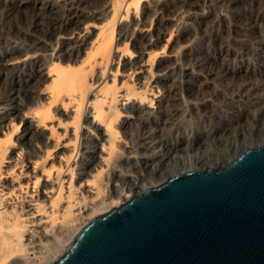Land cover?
Instances as JSON below:
<instances>
[{
    "label": "bare ground",
    "instance_id": "6f19581e",
    "mask_svg": "<svg viewBox=\"0 0 264 264\" xmlns=\"http://www.w3.org/2000/svg\"><path fill=\"white\" fill-rule=\"evenodd\" d=\"M208 2L0 0V264H52L84 225L120 201L264 147V0ZM124 18L127 24L119 26ZM116 35L125 43L116 73L105 77L103 67L87 84L96 66L118 59L111 56ZM198 42L206 47L198 50ZM120 67L130 71L121 87ZM47 79L52 82L42 89ZM59 101L62 116L72 120L62 144L61 136L53 139L54 126L48 129ZM217 101L227 107L220 124L201 136L180 130L164 140L165 130L178 131L182 107L213 114ZM220 137L229 144L224 151L197 153L192 164L179 157L206 148L212 138L224 144ZM60 145L57 172L45 163ZM25 161V175L33 177L22 202L23 184L14 179L24 176Z\"/></svg>",
    "mask_w": 264,
    "mask_h": 264
},
{
    "label": "water",
    "instance_id": "95a60500",
    "mask_svg": "<svg viewBox=\"0 0 264 264\" xmlns=\"http://www.w3.org/2000/svg\"><path fill=\"white\" fill-rule=\"evenodd\" d=\"M52 264H264V147L95 216Z\"/></svg>",
    "mask_w": 264,
    "mask_h": 264
},
{
    "label": "rangeland",
    "instance_id": "374dc122",
    "mask_svg": "<svg viewBox=\"0 0 264 264\" xmlns=\"http://www.w3.org/2000/svg\"><path fill=\"white\" fill-rule=\"evenodd\" d=\"M208 1H211V0H207V4L209 5V3L210 2H208ZM227 8H225V10H222L226 15H227V13H228V16H230L229 14H231V13H229L230 11L228 10ZM125 20H127L128 21V18H124L123 19V22H122V20H121V22H122V24H121V22L119 23V26L120 25H123V24H127V21H125ZM15 21H17V22H19L20 21V18H18V19H15ZM25 27V26H24ZM118 27H116L115 28V30L117 31V33H118V29H117ZM94 33H95V36L98 34V32L95 30L94 31ZM97 33V34H96ZM9 34V35H8ZM6 36L7 37H9V39H11V38H13L12 40H18L17 39V37L18 36H16V35H13V34H10V33H8ZM12 37H11V36ZM170 38V34H168L167 35V37H166V40L167 39H169ZM121 41V42H120ZM117 42V43H116ZM116 43V44H115ZM165 44H166V42H165ZM114 45H116V47L114 46ZM124 46H125V43H124V41L123 40H120V37H118V35H116V40H115V42H114V44H113V47H112V53H111V56H113V58L115 57L116 58V56H118V59L113 63V64H111V66H110V64L109 65H105L104 66V64H102V65H99V66H96L95 68H94V70L92 71V72H90V75H89V78H88V81H87V84H89L88 82H89V79H90V77L91 78H93L94 76H95V74H97L98 72H99V70L101 69V68H103V67H106L107 66V71H106V73L107 74H105V77L107 76V75H109L110 76V74H114V73H116V71H117V68H118V62H119V58H120V56H121V58H122V54H121V52H123L124 51ZM204 47H206V44L205 43H202V42H198L197 43V46H196V48L198 49V50H200V49H202V48H204ZM116 48V49H115ZM115 50V51H114ZM161 49H159V51H160ZM161 52V51H160ZM168 54V55H167ZM170 53H167L166 52V54H165V56H170L169 55ZM146 59L145 60H147L148 59V56H146L145 57ZM256 59V58H255ZM255 59H253L252 60V65H254V64H256L257 65V61L255 60ZM122 65V64H121ZM120 65V66H121ZM117 67V68H116ZM111 69V70H110ZM48 71V70H47ZM109 71V72H108ZM95 72V73H94ZM94 74V75H93ZM128 74H130V71H128L127 73H124V69L122 68V67H120V69H119V72H118V74H117V81H116V85H119V87H121V85H122V83H124L127 79H125V77L126 76H129ZM93 75V76H92ZM136 77H137V75H136ZM123 78V79H122ZM125 80V81H124ZM107 81H109V79H108V77H107ZM123 81V82H122ZM52 82V80L51 79H47L46 81H44V83H43V85H42V89H44L48 84H50ZM102 82V81H101ZM118 82V83H117ZM128 83V82H127ZM111 84H112V82H111ZM221 86H220V85ZM100 85V83L99 84H97V85H95V86H91V88H90V90L91 91H93L95 88H97L98 86ZM125 85H126V83H125ZM222 86H224L222 83H220L219 81H217V87L221 90V89H223V87ZM120 91H122V90H120ZM185 96V98L187 97L186 96V94L184 95ZM187 99V98H186ZM44 101H45V103L47 102L48 103V96H47V98L45 97L44 99H43ZM182 100H183V98H182ZM190 100V99H189ZM65 101V100H64ZM64 101H59V103L57 102V103H55L54 105H52V109H51V115H52V119L50 120V124H48L49 125V127H48V129H50V127L53 125L54 127L52 128L53 129V131L55 132V136H53V139L55 140V138L56 137H59V136H61L60 137V139H59V142H60V144H62V143H65L66 142V140H67V138H69V135L67 134L66 136H62V134H64V129H67V130H70V127H71V125H68V124H70V122L72 121V120H69V119H67L66 118V116H62V107H61V103H64ZM184 102V101H183ZM217 109H216V108ZM57 108H59V109H61V115H57L56 114V112H55V110L54 109H57ZM183 108V111H181L180 113H179V115H178V117H177V121H176V125H177V127L176 128H178L177 130L178 131H174V129H167V130H165L164 131V135H165V141L166 142H171V140L173 141V138L176 136L175 135V133L176 132H180V130H181V134L183 133V134H186V135H188V134H192V135H194V136H201L202 134V132L204 131V130H209V128H211L213 125H215V124H220L222 121H221V118H220V116L221 115H223L224 113H225V111H226V109H227V107H226V105H224L222 102H216V106H214V108H215V111H214V113L212 114V113H209V114H206V112H201L202 114H200V112H193L192 113V111L189 109V107H188V109L186 108V106H184V107H182ZM186 108V109H185ZM185 109V110H184ZM224 109V110H223ZM187 110V111H186ZM207 110H208V112H210V108H207ZM217 110V111H216ZM222 111V112H221ZM182 112H184L183 114H184V116H183V114H182ZM186 112V113H185ZM218 112V113H217ZM188 114V116L189 117H187L186 115ZM194 114V115H193ZM214 114H215V116H214ZM216 114H217V116H216ZM220 114V115H219ZM219 117V118H218ZM180 118V119H179ZM181 120V121H180ZM69 121V122H68ZM180 121V122H179ZM219 121V122H218ZM221 121V122H220ZM68 122V123H67ZM179 122V123H178ZM17 123H19V122H17ZM60 123H62V124H60ZM65 123H67V124H65ZM64 124H65V126H64ZM19 125H20V123H19ZM67 125V126H66ZM179 125V126H178ZM68 126H70V127H68ZM68 127V128H67ZM84 127H86V124L84 125ZM11 128L9 127V130H10ZM23 129H24V125L22 124L21 126H20V129L15 133V135H20L21 134V132L23 131ZM204 129V130H203ZM194 130V131H193ZM119 131H120V133L122 132V134L121 135H123V131L121 130V129H119ZM173 131V132H172ZM201 131V132H200ZM46 133H47V137H51V133H50V131H48V130H46L45 131ZM185 132V133H184ZM188 132H191V133H188ZM193 132V133H192ZM61 134V135H60ZM71 134H73V130H71ZM177 134V133H176ZM255 131L254 132H252V133H249V135H248V138L250 139V140H253V139H255ZM178 135V134H177ZM63 137V138H62ZM54 140L52 141L51 140V143H54ZM170 140V141H169ZM219 141V139H217V141H215L214 140V138H212V140L210 141V143H208V146H206V148H204V149H200L199 151H192V152H190V151H187V152H185V153H182L181 155H179V157L180 158H182V159H184V161L183 162H185V164H192L193 162H194V158H195V155L197 154V156L199 157V155H204V156H207L208 154H210V153H216L215 151H218L219 149L220 150H226L225 148V146L226 145H229V144H225V141H222V137H220V141L221 142H224V144H222V143H220V142H218ZM218 142V143H217ZM17 145V144H16ZM59 148H53L54 150L51 152V157H49L48 159H47V161H46V163H45V166H47V168L48 169H50V167H51V165L52 164H54L55 165V170L57 171V172H59L60 170H59V161L60 160H58V158H57V154H58V152L59 151H61V145L60 146H58ZM17 150V149H16ZM44 150H46V149H44ZM52 150V149H51ZM157 150H159V149H157ZM157 150H155L156 152H158ZM53 153V154H52ZM149 154H150V152H149ZM8 157V158H7ZM9 157H10V154L9 155H7L6 156V159H5V161H4V163H3V165H2V172H4L6 169H7V167H8V165L11 163V160L9 159ZM56 158V159H55ZM72 161V160H71ZM71 161H70V163H71ZM51 162V163H50ZM73 162V161H72ZM51 165H50V164ZM28 163H27V161H25L24 162V165H23V168H22V170H23V173H24V176H20L19 178H15L14 180H15V182H17V183H22L23 184V193L24 194H21L22 196H20L21 197V199L23 198V197H26V194H28V190H30V187H29V189L28 190H26L25 191V189H27L28 187H27V184H26V181L28 180V178H32L33 176L31 175V174H28V175H25L26 173H27V168L28 167H30V165L28 166L27 165ZM58 164V165H57ZM27 165V166H26ZM64 166L66 167V165L64 164ZM19 168L20 167H17V168H15V170H13V173H12V175L13 176H16L17 174H19L20 173V171H19ZM66 169V168H65ZM55 170H53V172L55 171ZM59 170V171H58ZM63 172H64V170H62ZM61 171V172H62ZM52 172V173H53ZM42 174V173H41ZM156 174V173H155ZM150 176L149 177H152L153 175L152 174H149ZM7 175L5 174L3 177H6ZM12 176V177H13ZM28 177V178H27ZM149 177L147 176V178L149 179ZM155 178H157V177H155ZM157 180H159L158 178H157ZM32 188V187H31ZM17 190H18V186H17ZM27 192V193H26ZM18 194H20V192H18ZM19 197V198H20ZM21 199H19V201H22ZM120 201V200H119ZM22 202H24V200L22 201ZM19 204V203H18ZM119 205H121V201L119 202ZM118 205V206H119ZM19 206H20V204H19ZM107 211H109V210H107ZM106 211V212H107ZM102 213H105V211L104 212H102Z\"/></svg>",
    "mask_w": 264,
    "mask_h": 264
}]
</instances>
